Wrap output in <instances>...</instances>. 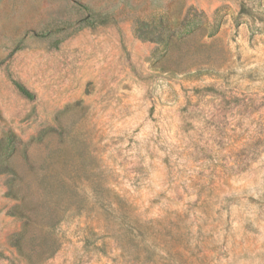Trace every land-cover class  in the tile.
Instances as JSON below:
<instances>
[{
    "label": "rangeland",
    "instance_id": "rangeland-1",
    "mask_svg": "<svg viewBox=\"0 0 264 264\" xmlns=\"http://www.w3.org/2000/svg\"><path fill=\"white\" fill-rule=\"evenodd\" d=\"M0 140V264H264V0H0Z\"/></svg>",
    "mask_w": 264,
    "mask_h": 264
},
{
    "label": "trees",
    "instance_id": "trees-1",
    "mask_svg": "<svg viewBox=\"0 0 264 264\" xmlns=\"http://www.w3.org/2000/svg\"><path fill=\"white\" fill-rule=\"evenodd\" d=\"M105 20L106 19H103L100 22H105ZM165 20L166 19L163 16L159 18L158 23H154L153 20L146 21L138 18L136 19L134 24V33L140 39L152 40L158 43L159 45L164 46H168L170 44H173L174 42L176 43L177 41L183 40L186 37L184 33H178L177 31L168 28V25H166ZM184 21H187V24L191 25L192 29L194 27L206 28L207 25V20L204 13H198L195 9H190ZM220 27L221 22L214 21L212 24L209 25V35L213 36L214 34H216L219 31ZM162 29L167 31V33H164ZM15 84L17 88L22 92V94L29 98L33 97V93L23 84L19 82H15ZM10 157L11 155L5 151V148L2 145V140H0V172L11 175V178L9 179L10 188L7 194L17 199L20 197V190L18 188V180L20 179V176L14 166L10 164ZM57 185L59 184L57 183ZM12 214H16L20 217L24 216L23 213L20 211L19 207H15L14 212L12 211ZM27 226L28 223L24 224L23 230L17 234H14L11 240L12 246L16 247L20 254L25 255H28V253L25 251L27 248V241H25L28 233ZM57 250L58 244L56 243L55 239L51 240L50 242L47 241V257H52ZM29 255L31 258L30 262H38V259L33 260L32 255ZM38 258H40V255Z\"/></svg>",
    "mask_w": 264,
    "mask_h": 264
}]
</instances>
